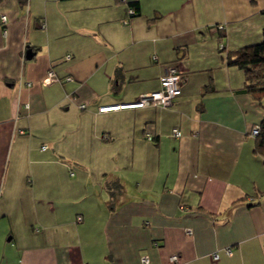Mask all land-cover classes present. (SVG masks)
<instances>
[{
    "label": "crops",
    "instance_id": "crops-1",
    "mask_svg": "<svg viewBox=\"0 0 264 264\" xmlns=\"http://www.w3.org/2000/svg\"><path fill=\"white\" fill-rule=\"evenodd\" d=\"M263 27L264 0H0V264H264V97L226 60ZM168 65L169 106L98 110Z\"/></svg>",
    "mask_w": 264,
    "mask_h": 264
},
{
    "label": "built area",
    "instance_id": "built-area-1",
    "mask_svg": "<svg viewBox=\"0 0 264 264\" xmlns=\"http://www.w3.org/2000/svg\"><path fill=\"white\" fill-rule=\"evenodd\" d=\"M123 1V0H121ZM128 13H133V9L129 8ZM6 16L4 14H1V19L4 21ZM125 22V21H124ZM222 45H220L221 47ZM66 57H69L68 54H66ZM65 80H70L69 76H66L64 78ZM180 79L181 75L179 70L175 65H168L162 75L159 77V88L141 93L138 95V97L130 102H124L119 104H112L107 106H100L98 108L99 111H106V110H118L122 108H137L142 107L147 104L155 105V106H162L166 107L169 106L173 99L180 93ZM59 80V77L55 74V72L52 69L47 70L45 76L42 78V83L44 85L51 84L52 82H56ZM80 106H83L81 104ZM259 130V125L255 124L250 128V135L255 136L257 135ZM171 134L174 137L180 136V130L177 127H173L171 129ZM147 139H151V135L147 134ZM46 146L43 145L42 148H45ZM77 219L79 220L80 217L78 216ZM223 251L230 255L231 254V248L226 247L223 249ZM212 257L215 259L218 257L217 252H213ZM170 259L172 261H177L178 256L177 254H172L170 256ZM142 262H147L148 257L146 255L142 256L141 258Z\"/></svg>",
    "mask_w": 264,
    "mask_h": 264
},
{
    "label": "trees",
    "instance_id": "trees-1",
    "mask_svg": "<svg viewBox=\"0 0 264 264\" xmlns=\"http://www.w3.org/2000/svg\"><path fill=\"white\" fill-rule=\"evenodd\" d=\"M226 60L229 65L242 69L245 91L260 101L264 97V27L259 41L229 51ZM258 125V133L254 136V152L264 158V114Z\"/></svg>",
    "mask_w": 264,
    "mask_h": 264
},
{
    "label": "water",
    "instance_id": "water-1",
    "mask_svg": "<svg viewBox=\"0 0 264 264\" xmlns=\"http://www.w3.org/2000/svg\"><path fill=\"white\" fill-rule=\"evenodd\" d=\"M33 51H31V50H27L26 52H25V58L26 59H30L31 57H32V55H33Z\"/></svg>",
    "mask_w": 264,
    "mask_h": 264
},
{
    "label": "rangeland",
    "instance_id": "rangeland-1",
    "mask_svg": "<svg viewBox=\"0 0 264 264\" xmlns=\"http://www.w3.org/2000/svg\"><path fill=\"white\" fill-rule=\"evenodd\" d=\"M38 130H39V128H38ZM42 132H43V131H42ZM39 143H40V141L38 140L37 145H38ZM70 170L74 172L76 169H75L74 167H72Z\"/></svg>",
    "mask_w": 264,
    "mask_h": 264
}]
</instances>
